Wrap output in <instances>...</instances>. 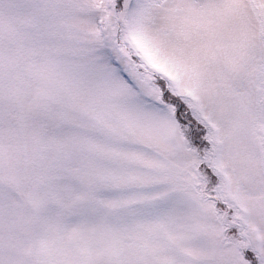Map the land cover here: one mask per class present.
<instances>
[{
    "label": "snow or ice",
    "instance_id": "1",
    "mask_svg": "<svg viewBox=\"0 0 264 264\" xmlns=\"http://www.w3.org/2000/svg\"><path fill=\"white\" fill-rule=\"evenodd\" d=\"M0 264H264V0H0Z\"/></svg>",
    "mask_w": 264,
    "mask_h": 264
}]
</instances>
